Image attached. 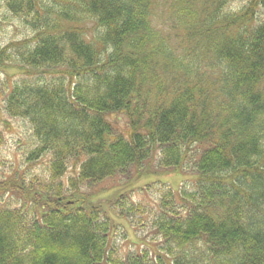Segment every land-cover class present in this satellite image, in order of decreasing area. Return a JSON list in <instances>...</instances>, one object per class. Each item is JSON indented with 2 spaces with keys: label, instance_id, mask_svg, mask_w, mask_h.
Wrapping results in <instances>:
<instances>
[{
  "label": "trees",
  "instance_id": "obj_1",
  "mask_svg": "<svg viewBox=\"0 0 264 264\" xmlns=\"http://www.w3.org/2000/svg\"><path fill=\"white\" fill-rule=\"evenodd\" d=\"M229 1L0 0L30 34L0 47L3 111L46 160L0 182V264H264V0Z\"/></svg>",
  "mask_w": 264,
  "mask_h": 264
},
{
  "label": "rangeland",
  "instance_id": "obj_2",
  "mask_svg": "<svg viewBox=\"0 0 264 264\" xmlns=\"http://www.w3.org/2000/svg\"><path fill=\"white\" fill-rule=\"evenodd\" d=\"M244 3H247V0H234L232 9L236 7L242 6ZM227 4L230 7V1L227 0ZM29 32L22 28L20 23L13 19L12 17L3 14L0 11V47L3 48L4 45L9 44L10 41H23L29 38ZM5 77L0 73V86ZM3 89V88H2ZM0 89V91L2 90ZM124 121H120V125L123 124ZM0 131L5 136V143L0 147V182L7 181H17L20 182L21 179L25 180L23 174L26 177H31L32 175H38L37 177H42L46 173V165L45 159H40L36 163L26 164V154L28 153L31 146L34 144V140L32 137V133L30 131V127L26 123V121L21 119H11L7 113L3 111L2 99L0 96ZM69 173V172H68ZM67 173V174H68ZM21 175V176H20ZM68 176V175H67ZM75 176V173H74ZM72 176L71 178H73ZM36 177V176H35ZM196 175L188 174L187 176H182L176 178V188H179L180 185L183 187L186 185L187 187H191L192 181H194ZM32 178V177H31ZM65 178V177H64ZM132 176H127L123 178H119L116 180L117 185H120L121 188H126L127 191H132V197L134 201L143 202V205H146L149 208L156 207L158 191L155 190L154 185H147L144 188V184L148 181H153L147 179L141 180L138 184L131 183ZM181 178V179H180ZM154 179V178H153ZM166 179V176L163 177ZM162 178L160 181L164 182ZM65 180V179H64ZM174 180V179H173ZM157 188V187H156ZM15 201H18L15 198ZM115 225L119 223L121 226L127 227V230L118 227L114 236L118 238V241H121L120 244L122 248H133L130 245V241L136 240L134 230L129 227L123 220L114 219ZM125 231L123 238L122 233ZM130 240V241H129ZM140 243V242H139ZM123 250V249H122Z\"/></svg>",
  "mask_w": 264,
  "mask_h": 264
}]
</instances>
